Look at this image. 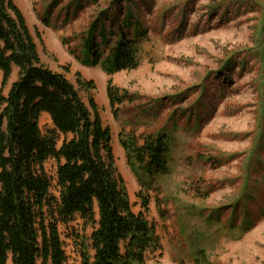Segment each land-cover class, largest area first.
<instances>
[{
    "label": "rangeland",
    "instance_id": "374dc122",
    "mask_svg": "<svg viewBox=\"0 0 264 264\" xmlns=\"http://www.w3.org/2000/svg\"><path fill=\"white\" fill-rule=\"evenodd\" d=\"M14 3L42 62L76 86L78 74L93 82L81 96L97 104L132 209L145 215L162 245L161 252L147 254L145 264H264V0ZM129 6L139 25V65L108 74L88 62V30L100 20L114 40ZM101 29L97 23L94 36L103 57L108 46L100 43ZM124 29L134 33L133 27ZM17 74L13 66L4 82L0 72L4 96ZM108 81L125 95L113 107ZM39 126H51L49 115H40ZM157 132L168 135L169 173L134 172L120 134L142 145L144 135ZM52 164L46 166L53 173ZM80 224L59 228L65 264H79L74 232L91 231Z\"/></svg>",
    "mask_w": 264,
    "mask_h": 264
},
{
    "label": "trees",
    "instance_id": "16d2710c",
    "mask_svg": "<svg viewBox=\"0 0 264 264\" xmlns=\"http://www.w3.org/2000/svg\"><path fill=\"white\" fill-rule=\"evenodd\" d=\"M133 19L129 6L117 22L114 40L106 37L100 20H93L85 44V52L93 57L88 62L100 64L108 74L136 68L141 41ZM97 23L103 28L100 43L108 46L103 57L96 52ZM129 27L132 36L124 29ZM13 66L18 68L17 79L6 96L0 90V264H65L59 228H72L75 221L82 229L91 228L88 236L74 232L79 264H145L147 254L161 252L162 245L145 215L132 209L115 165L111 131L97 104L92 96L88 104L81 96L93 82L78 74L76 86L46 66L14 0H0L4 82ZM106 93L112 107L125 99L111 81ZM43 113L51 121L45 130L39 126ZM167 137L166 132L150 133L137 145L133 136L120 134L130 168L148 176L169 173ZM50 161L53 173L46 166ZM141 205L147 209L145 197Z\"/></svg>",
    "mask_w": 264,
    "mask_h": 264
},
{
    "label": "crops",
    "instance_id": "0c3cea01",
    "mask_svg": "<svg viewBox=\"0 0 264 264\" xmlns=\"http://www.w3.org/2000/svg\"><path fill=\"white\" fill-rule=\"evenodd\" d=\"M46 114V113H45ZM48 115V114H47ZM79 223H80V221H79Z\"/></svg>",
    "mask_w": 264,
    "mask_h": 264
}]
</instances>
